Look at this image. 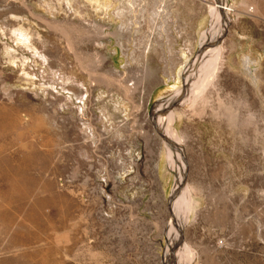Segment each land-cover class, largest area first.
Segmentation results:
<instances>
[{"label": "rangeland", "instance_id": "374dc122", "mask_svg": "<svg viewBox=\"0 0 264 264\" xmlns=\"http://www.w3.org/2000/svg\"><path fill=\"white\" fill-rule=\"evenodd\" d=\"M218 1L0 0V264H264V0Z\"/></svg>", "mask_w": 264, "mask_h": 264}, {"label": "bare ground", "instance_id": "6f19581e", "mask_svg": "<svg viewBox=\"0 0 264 264\" xmlns=\"http://www.w3.org/2000/svg\"><path fill=\"white\" fill-rule=\"evenodd\" d=\"M246 9V8H245ZM236 10L231 6V7H229L228 6V4H226V3H224L223 2V0H219L218 1V4L217 3H214V6L212 7V13H213V16H214V20H217V19H219V17H220V15L222 14V19H223V14H225V15H227V16H231L232 17V13L233 12H235ZM248 12H249V14L250 15H253V16H255L257 13H259V11H258V9L257 8H252V7H250L248 10H247ZM245 12H246V10H245ZM247 14V13H246ZM259 15V14H258ZM227 18V17H226ZM259 18V17H258ZM225 19V18H224ZM216 38V37H215ZM213 40V39H212ZM210 43V42H209ZM211 44V43H210ZM218 51H219V48H218ZM215 53V52H214ZM217 54H218V52H217ZM214 58H215V56H213ZM253 58L252 57H250V56H247V57H244V59H243V67L244 68H246V70L247 71H245L246 73H248V74H250V73H252L253 72ZM216 62V59H213L212 60V62L210 63V67L212 66V65H214V63ZM209 74V72L208 71H206V74ZM248 74H246V76H247V78H249V75ZM251 78L252 79H256V78H258L257 76L255 77V75H253V76H251ZM185 91V90H184ZM181 97H182V93L180 92V90H178V91H176L175 92V95L173 96V97H171L170 99H168L167 100V102L169 101V102H171L173 99H176V98H179V99H181ZM184 98V97H183ZM178 99V100H179ZM179 102H180V100H179ZM164 103H166V102H164ZM169 105V104H168ZM165 106H167V105H165ZM168 107V106H167ZM165 109H163L162 110V112L164 113L165 112V110L167 109L166 107H164ZM161 109V108H160ZM160 111V110H159ZM161 113V112H160ZM162 114V113H161ZM163 115V114H162ZM11 117H12V111H10V110H0V132L2 131V130H4V128H6V126L8 125V124H10L11 123ZM177 117H176V115L172 112V111H170V113L168 114V117L166 118V120L164 121V122H162V123H160L159 122V125H157V127H158V129L159 130H165V132H166V134L168 135L167 136V143L168 144H170V145H174L175 146V148H176V150H173V149H171V151H170V161H171V163H172V165L174 166V168H176V165H177V161H176V157H175V155L177 154V153H179V144H181L182 143V139H181V137H180V135H179V133H178V131L176 130V128L174 127V121H175V119H176ZM173 140V141H172ZM178 144H176V143ZM169 147V146H168ZM169 149H170V147H169ZM175 154V155H174ZM41 158H43V156H41V155H37V154H30V155H26L23 159V161H25V162H29V161H39ZM2 167V166H1ZM7 167V166H6ZM5 167V168H6ZM4 168V167H3ZM4 168V169H5ZM3 169V170H4ZM6 172H8V171H6ZM2 173V172H1ZM7 174V173H6ZM2 175H3V173H2ZM1 174H0V176H2ZM5 175V174H4ZM20 175V174H19ZM6 177V176H5ZM16 179V178H15ZM21 178H19V179H17L18 180V182H17V180H12L10 183H9V190L12 192V193H10L9 195H11L10 197H12V195L13 196H15V198L16 197H19L21 200L23 199V198H25L26 197V195H27V193H26V191H24V187H26V186H24V187H22V183L20 184V182H19V180H20ZM182 179V178H181ZM27 180V179H26ZM25 180V181H26ZM8 181V180H7ZM25 181H24V184H25ZM28 183V182H27ZM5 184V183H4ZM181 184H182V180H180L179 182H178V185L179 186H181ZM3 185V184H2ZM1 189V188H0ZM29 189V188H28ZM26 190V189H25ZM29 191H30V189H29ZM29 191H27V192H29ZM7 192V191H6ZM30 193V192H29ZM6 193H4V195H5ZM8 194V193H7ZM29 195V194H28ZM180 196H181V194H180ZM7 197H8V195H7ZM13 198V197H12ZM14 199V198H13ZM11 200V199H10ZM182 200H187V197L186 196H182ZM188 200H189V198H188ZM13 201V200H12ZM19 201V200H18ZM14 202H15V200H14ZM24 202V201H23ZM43 202V201H42ZM51 202H53V201H51ZM1 203V202H0ZM18 203V202H17ZM19 203H22V201L21 202H19ZM18 203V204H19ZM56 203V202H55ZM176 204V203H175ZM37 206V205H36ZM42 207H43V205H42ZM176 208V207H175ZM1 209V208H0ZM37 209V208H36ZM42 210V209H41ZM40 210V211H41ZM35 210H33V212H34ZM37 211V210H36ZM38 212V211H37ZM0 213H1V211H0ZM7 213V212H6ZM6 213H5V215H6ZM10 213V212H9ZM35 214H36V212H35ZM38 214H39V212H38ZM37 214V215H38ZM9 215L10 214H8L7 216L9 217ZM0 216H1V214H0ZM11 216V215H10ZM13 216V215H12ZM4 217V216H3ZM14 217V216H13ZM30 217V216H29ZM32 217V216H31ZM39 217H41V216H39ZM36 218V217H35ZM8 219V218H7ZM32 219V218H31ZM1 220V219H0ZM8 221V220H7ZM13 221V220H12ZM11 221V222H12ZM1 222H2V224H1ZM1 222H0V225L2 226L3 225V223H4V225H5V223L6 222H4V221H2L1 220ZM11 222L8 224V226H10V224H11ZM29 222V221H28ZM26 223V222H25ZM7 224V223H6ZM3 225V226H4ZM0 226V228L2 229V230H4L3 228L4 227H6V225L4 226V227H1ZM8 228V227H7ZM6 230V229H5ZM16 234V233H15ZM18 235V234H17ZM26 235V234H25ZM30 235V234H29ZM14 238V237H13ZM15 238H16V236H15ZM18 238H20V237H18ZM19 240V239H18ZM16 241H17V239H16ZM20 241V240H19ZM15 243V242H14ZM17 244V243H16ZM26 244V243H25ZM185 250H187V249H185ZM184 254V253H183Z\"/></svg>", "mask_w": 264, "mask_h": 264}]
</instances>
